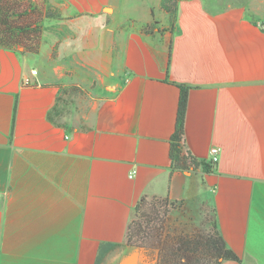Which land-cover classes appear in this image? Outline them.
<instances>
[{
	"label": "crops",
	"instance_id": "obj_1",
	"mask_svg": "<svg viewBox=\"0 0 264 264\" xmlns=\"http://www.w3.org/2000/svg\"><path fill=\"white\" fill-rule=\"evenodd\" d=\"M41 2L0 0L39 43L0 45V264H95L105 242L100 264H156L125 244L142 196L210 204L240 257L221 264H264V0H177L174 22L161 0ZM180 85L208 173L171 167Z\"/></svg>",
	"mask_w": 264,
	"mask_h": 264
},
{
	"label": "trees",
	"instance_id": "obj_2",
	"mask_svg": "<svg viewBox=\"0 0 264 264\" xmlns=\"http://www.w3.org/2000/svg\"><path fill=\"white\" fill-rule=\"evenodd\" d=\"M176 1L161 0V8L167 13L168 21L176 19ZM19 4L4 5L0 15V45L8 49H20L25 53H36L38 37L27 30L26 20H8L6 11L19 13ZM47 2L46 17H57ZM145 26L143 30H147ZM188 96V86L180 85L178 108L174 131L170 137L171 167L177 170H190L198 167L204 173L210 172L214 164L210 161L196 160L183 153L184 119ZM16 107V103H15ZM49 118L50 114H49ZM177 203L166 196H142L135 204L132 217L127 223L125 244L141 250L156 252V264H221L225 261L240 262V257L225 243L216 220V213L205 218V227L201 231L185 232L176 228L165 227L169 209ZM181 204V203H180ZM119 244L105 242L99 245L96 263L100 264L106 254Z\"/></svg>",
	"mask_w": 264,
	"mask_h": 264
},
{
	"label": "rangeland",
	"instance_id": "obj_3",
	"mask_svg": "<svg viewBox=\"0 0 264 264\" xmlns=\"http://www.w3.org/2000/svg\"><path fill=\"white\" fill-rule=\"evenodd\" d=\"M39 1L41 5L42 2L41 0ZM34 2L36 3L37 0H34ZM153 25L158 26L159 22ZM75 106V103L68 102L61 107V110L66 114H73V112L77 111L75 110L77 109ZM210 206V204L209 206L203 204L201 200L189 202L188 204H176L173 209H169L165 227L176 228L178 230H184L185 232L192 230L201 231L205 227V218L212 216Z\"/></svg>",
	"mask_w": 264,
	"mask_h": 264
},
{
	"label": "built area",
	"instance_id": "obj_4",
	"mask_svg": "<svg viewBox=\"0 0 264 264\" xmlns=\"http://www.w3.org/2000/svg\"><path fill=\"white\" fill-rule=\"evenodd\" d=\"M35 72L36 70H33V73ZM219 153H220V148L218 146H211L208 150L209 161L215 164L218 161ZM133 173L134 171H132L129 176L132 177Z\"/></svg>",
	"mask_w": 264,
	"mask_h": 264
}]
</instances>
